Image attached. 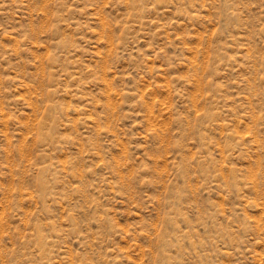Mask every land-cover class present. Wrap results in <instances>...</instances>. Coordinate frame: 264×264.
<instances>
[{"label": "rangeland", "instance_id": "obj_1", "mask_svg": "<svg viewBox=\"0 0 264 264\" xmlns=\"http://www.w3.org/2000/svg\"><path fill=\"white\" fill-rule=\"evenodd\" d=\"M0 264H264V0H0Z\"/></svg>", "mask_w": 264, "mask_h": 264}]
</instances>
